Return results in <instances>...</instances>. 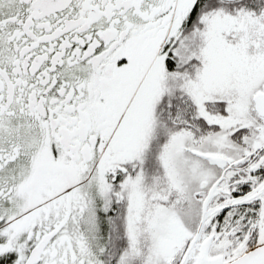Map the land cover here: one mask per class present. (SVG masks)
Instances as JSON below:
<instances>
[{
    "label": "snow or ice",
    "instance_id": "1",
    "mask_svg": "<svg viewBox=\"0 0 264 264\" xmlns=\"http://www.w3.org/2000/svg\"><path fill=\"white\" fill-rule=\"evenodd\" d=\"M0 264H264V0H0Z\"/></svg>",
    "mask_w": 264,
    "mask_h": 264
}]
</instances>
